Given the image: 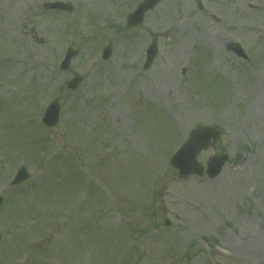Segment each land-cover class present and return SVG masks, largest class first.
Wrapping results in <instances>:
<instances>
[{
	"label": "rangeland",
	"instance_id": "374dc122",
	"mask_svg": "<svg viewBox=\"0 0 264 264\" xmlns=\"http://www.w3.org/2000/svg\"><path fill=\"white\" fill-rule=\"evenodd\" d=\"M36 1L0 0V264H264V0H162L135 28L140 0H64L65 21ZM206 125L221 137L203 156L230 161L176 181L174 150Z\"/></svg>",
	"mask_w": 264,
	"mask_h": 264
},
{
	"label": "water",
	"instance_id": "95a60500",
	"mask_svg": "<svg viewBox=\"0 0 264 264\" xmlns=\"http://www.w3.org/2000/svg\"><path fill=\"white\" fill-rule=\"evenodd\" d=\"M160 0H147L144 3L140 4L139 8L131 14L129 25H137L142 22L144 18V14L146 11L149 9L153 8ZM154 49V53L151 54L149 57V62L152 61V58L155 55L156 48ZM75 55V52L72 51L69 58L68 62L64 66V68H67L70 62V59ZM76 82H73L70 84L71 87L75 86ZM59 119V106L55 102L52 104L47 111L44 122L49 125V126H54ZM219 137V133L216 131L215 128L212 127H205L201 128L197 131H194L191 139L187 144L181 148L173 157L172 163L180 169V176L181 177H186L190 172H201V167L196 163L195 161V156L196 154L203 148L207 147L210 139L214 138L217 139ZM224 158L220 160V163H223ZM26 172L24 169L20 171L18 174L17 178L15 179L14 183H19L23 181L26 178ZM0 204H1V199H0ZM1 239V235H0Z\"/></svg>",
	"mask_w": 264,
	"mask_h": 264
}]
</instances>
